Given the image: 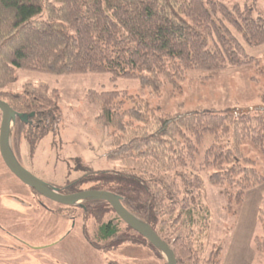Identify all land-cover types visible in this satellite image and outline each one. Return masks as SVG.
<instances>
[{
  "label": "trees",
  "instance_id": "trees-1",
  "mask_svg": "<svg viewBox=\"0 0 264 264\" xmlns=\"http://www.w3.org/2000/svg\"><path fill=\"white\" fill-rule=\"evenodd\" d=\"M256 4L257 0L232 6L223 0H0V99L24 114L43 113L39 103L51 107L31 92L25 97L5 93L17 82V70L110 73L113 80L137 79L142 87L159 93L166 82L184 81L188 71H201L204 80H211L227 69L250 68L255 59L246 54L244 44L264 45V17L254 15ZM89 97L102 103L98 122L114 132L107 158L124 168L88 189L120 196L130 212L170 245L178 264H200V252L192 243L180 234H167L164 227L172 222L187 227L190 234L203 227L205 193L200 177L188 169L212 170L209 183L223 189V210L238 221L248 192L264 182L257 162L242 151L249 143L264 154V112L234 108L158 116L148 106L125 109L124 100L132 98L126 92L93 91ZM46 118L49 121L51 115ZM24 130L28 125L17 120L15 144ZM208 135L213 142L201 153ZM59 188L64 194L83 190L77 184ZM60 206L83 209L97 220L105 209L113 211L104 201ZM205 217L212 220V212L207 210ZM259 223L264 227L263 209ZM118 227L115 220L101 223L100 240L120 246L130 239L160 254L138 233L131 237ZM222 249H211L207 264H222Z\"/></svg>",
  "mask_w": 264,
  "mask_h": 264
},
{
  "label": "rangeland",
  "instance_id": "rangeland-1",
  "mask_svg": "<svg viewBox=\"0 0 264 264\" xmlns=\"http://www.w3.org/2000/svg\"><path fill=\"white\" fill-rule=\"evenodd\" d=\"M223 1L228 6L245 4V0ZM254 15L264 17V0H257ZM244 46L246 54L255 59L250 68L227 69L211 80H204L206 74L201 71H188L184 81L177 85L166 82L159 93L142 87L137 79L113 80L110 73L50 75L17 70V82L7 87L5 93L25 97L27 92H31L36 98L50 102V108L40 103L37 108L47 117L51 115L50 126L53 130L34 149L29 150L28 155L22 150L20 159L23 158L25 162L29 157L25 167L48 185L58 187L77 184L88 189L99 185L101 177L123 169L120 162L107 158L114 132L98 122L102 103L90 99L93 91L98 94L126 92L132 98L124 100L125 109L148 106L158 116L234 108L264 112V45ZM137 125L134 122V126ZM32 133L31 129L24 130L17 144L13 136L12 144L17 155L19 146L22 148L28 142L34 145L39 141L34 139ZM212 142L213 136H206L201 153ZM242 151L246 157L257 162L256 168L264 174V154L249 143L242 146ZM201 159L202 155H199L198 161ZM188 170L190 175L200 177L205 193L203 227H196V231L190 234L187 227L167 221L165 232L173 237L180 234L190 241L194 249L200 252V264H207L211 249L220 246L223 248L220 255L222 264H264V227L258 223L252 243L248 245L243 241L239 245L237 240L233 251L235 259H226L232 245L231 234L240 221L242 209L237 217L239 221L224 212L226 199L223 189L211 185L208 180L212 170L200 173L194 166ZM82 180L87 181L81 184ZM247 199L248 196L243 206ZM207 210L212 212V220L205 217ZM103 212L101 219L97 220L80 208L60 209L58 204L35 194L15 178L0 155V264H166L163 256L147 243L143 245L128 239L119 246L111 243L112 240L101 241L99 226L111 220L116 221L122 234L137 237L136 232L129 229L114 211L105 209ZM66 235L69 240L59 243ZM87 237L96 240L99 245H89L85 240ZM55 243L56 246L53 245ZM106 248L110 250L108 253ZM251 249H255L256 254L250 253Z\"/></svg>",
  "mask_w": 264,
  "mask_h": 264
},
{
  "label": "water",
  "instance_id": "water-1",
  "mask_svg": "<svg viewBox=\"0 0 264 264\" xmlns=\"http://www.w3.org/2000/svg\"><path fill=\"white\" fill-rule=\"evenodd\" d=\"M2 122L0 128V154L11 171L23 184L42 197L64 206H83L88 201H104L108 203L116 215L133 231L145 238L163 256L166 264H178L175 253L170 245L160 238L151 226L130 212L122 203L120 196L103 190H86L74 194H63L51 185L33 175L19 161L13 148V130L17 118L26 121L27 114L15 111L6 101L0 99ZM33 116V114L29 115Z\"/></svg>",
  "mask_w": 264,
  "mask_h": 264
},
{
  "label": "crops",
  "instance_id": "crops-1",
  "mask_svg": "<svg viewBox=\"0 0 264 264\" xmlns=\"http://www.w3.org/2000/svg\"><path fill=\"white\" fill-rule=\"evenodd\" d=\"M264 186L261 185L253 190H251L247 196L248 199L246 200L245 205L241 210L240 221L237 223L236 228L233 230L231 237H232V245L228 249L226 254V259L231 258L232 261L235 259L233 251L235 250V244L237 240L239 245L244 241L245 244L250 245L252 243V238L254 236L255 226L259 223V213L260 210H264ZM262 187V188H261ZM255 202L250 205L251 202ZM251 248V247H250ZM250 253H255V249H251ZM256 254V253H255ZM231 261V263H232Z\"/></svg>",
  "mask_w": 264,
  "mask_h": 264
},
{
  "label": "flooded vegetation",
  "instance_id": "flooded-vegetation-1",
  "mask_svg": "<svg viewBox=\"0 0 264 264\" xmlns=\"http://www.w3.org/2000/svg\"><path fill=\"white\" fill-rule=\"evenodd\" d=\"M2 100V99H1ZM31 114H33V116H29V115H31ZM28 115V118H27V120L24 122V121H22L21 119H19V118H17V120H19V122H21V123H24V124H26V125H28V129H31V131H33V137H34V139H39V141L38 142H35L34 143V145L32 144H29L30 142H28V144H29V146H28V144H26L24 147H18V150H19V154L17 155V157H18V159H19V161L21 162V164L22 165H24V167H25V164H27L28 162H29V157L28 158H26V161L24 162L22 159H20V157H21V152H22V150L23 151H25L27 154L26 155H28V151L29 150H31V149H34L35 147H36V145L46 136V135H48L49 133H52V129H51V127L52 126H50V124H51V120H47L46 121V117H47V115L46 114H43V113H41V112H39V113H35V112H33V113H28L27 114ZM17 120H16V122H17ZM1 122H2V112L0 111V128H1ZM1 155V154H0ZM1 159H2V157H1ZM2 161H3V159H2ZM4 162V161H3ZM5 164V163H4ZM7 167V166H6ZM9 170V169H8ZM10 171V170H9ZM30 171V170H29ZM31 172V171H30ZM10 173H11V171H10ZM32 173V172H31ZM14 177H15V175L14 174H12ZM15 178H17V177H15ZM18 179V178H17ZM19 180V179H18ZM20 181V180H19ZM21 182V181H20ZM22 183V182H21ZM23 184V183H22ZM25 185V184H24ZM26 186V185H25ZM51 186H53V187H56L57 189H59V191L61 190L58 186H55V185H51ZM27 188H29L28 186H26ZM30 189V188H29ZM32 190V189H31ZM86 190H92V189H83L82 191H86ZM33 192H35L34 190H32ZM36 193V192H35ZM61 193H63V192H61ZM37 195H39L38 193H36ZM64 194V193H63ZM70 194V193H69ZM68 194V195H69ZM67 195V194H66ZM39 196H41V195H39ZM42 197V196H41ZM53 202V201H52ZM55 203V202H54ZM56 204H58V203H56ZM59 206H60V204H58ZM62 207L60 206V209H61ZM124 223V222H123ZM125 224V223H124ZM126 225V224H125ZM127 226V225H126ZM61 241H58L59 243H61L62 242V240L63 241H67V240H69L68 238H61L60 239ZM86 241L89 243V245H91V246H93V244L89 241V238H87L86 239ZM54 246H56L57 245V243H55V244H53ZM152 245V244H151ZM43 248H48V247H43ZM39 249H40V247H39ZM35 250H37V249H35Z\"/></svg>",
  "mask_w": 264,
  "mask_h": 264
}]
</instances>
